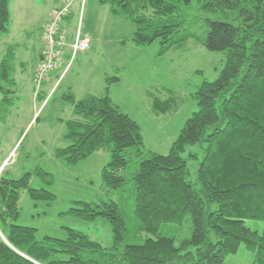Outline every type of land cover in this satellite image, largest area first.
I'll use <instances>...</instances> for the list:
<instances>
[{"label":"trees","instance_id":"obj_1","mask_svg":"<svg viewBox=\"0 0 264 264\" xmlns=\"http://www.w3.org/2000/svg\"><path fill=\"white\" fill-rule=\"evenodd\" d=\"M11 1L0 0V36L9 31ZM99 2L113 16L134 24L137 47L159 41L164 56L195 41L225 54V67L216 81H205L190 98L169 89L146 92L157 116L174 115L190 99L198 102L199 111L166 156L146 149L138 122L112 101L111 86L119 82L117 77H107L102 95L81 100L72 90L64 95L75 116L66 122L71 145L58 150L57 157L74 166L100 151L109 152L103 183L119 195L118 202H77L70 213L88 222L107 220L113 245L106 248L72 229H67L66 239L38 241L36 229L18 224L21 192L27 190L37 202H55L49 189L30 187L33 176L53 186L52 174L38 168L14 180L2 173L0 264H225L242 244L254 254V264H264V229L260 234L246 226L247 220L264 224V0ZM194 4L206 13L229 14L238 24L205 20L208 29L200 37L184 28ZM13 67L14 62L5 58L0 69V122L14 105ZM197 144H207L199 165L200 191L189 182L183 157L187 147ZM212 205L217 209L212 211ZM187 216L192 236L177 246L175 235ZM166 229L168 235L162 234Z\"/></svg>","mask_w":264,"mask_h":264},{"label":"rangeland","instance_id":"obj_2","mask_svg":"<svg viewBox=\"0 0 264 264\" xmlns=\"http://www.w3.org/2000/svg\"><path fill=\"white\" fill-rule=\"evenodd\" d=\"M83 2L81 30L83 35L92 37L94 51L87 56L80 53L64 78L63 70L53 74L52 84L43 89L47 94L44 98L35 99L30 79L20 81L22 86L18 87L15 106L11 108L6 121L0 122V172L7 179L14 180L21 179L26 174H34L38 168L52 174L53 186L48 187L40 178L33 176L30 187L37 190L49 189L56 196L55 202H37L27 190L21 192L18 224L36 229L38 241H43L45 237L66 239L67 229H72L88 235L107 248L113 245L110 223L102 218L84 221L70 211L75 209L77 202H118V193L106 189L102 177L111 161V154L100 151L74 166L57 157L58 150L71 145L66 139V122L75 116L73 106L64 99V95L74 88L77 96L83 99L88 89L98 92V82L102 85L103 78L117 77L120 83H114L111 89L115 102L124 113L139 123L146 149L166 156L186 122L199 111L198 102L190 99L174 115L157 116L151 110L146 92L154 88L169 89L179 96L190 98L205 81L214 82L219 78L226 64V56L209 51L195 41H191L185 50H171L164 56H160L159 41L146 48L137 47L133 42L136 32L134 24L127 18L113 16L109 7L101 5L99 0L75 1L72 25L66 23L70 34L75 33L80 26V6ZM25 8L26 18L34 17L31 22L35 31L34 39L29 45H25L32 56L31 46L35 44L38 48L35 42L39 38L37 29L50 14L53 0H33ZM188 14L184 28L200 37H205L208 29L205 20L238 24L229 14L206 13L198 10L195 4L188 10ZM15 36L18 40L25 41L20 31L16 30ZM31 56H27L28 64L24 70L27 78H30L32 72ZM79 61L82 63L78 64ZM88 77L93 83L84 90L83 84L88 82ZM206 148L207 144L192 145L186 148L183 155L188 161V180L198 191L201 190L199 165L205 157ZM134 169L127 174V178ZM216 209L217 206L212 205L211 210ZM246 226L260 234L264 229L262 222L254 220H247ZM191 228V217L187 216L182 231L175 235L177 246L182 240L191 238ZM167 230L169 229L162 234L168 235ZM150 237L157 239L156 236ZM225 264H254V254L242 244Z\"/></svg>","mask_w":264,"mask_h":264},{"label":"crops","instance_id":"obj_3","mask_svg":"<svg viewBox=\"0 0 264 264\" xmlns=\"http://www.w3.org/2000/svg\"><path fill=\"white\" fill-rule=\"evenodd\" d=\"M32 1L33 0H12L11 1V3H10L11 23H10L9 31L0 36V69H1L2 62L4 61L5 58H7V59L9 58L10 61L14 62L13 69H14V77H15V81H16V87H15L16 93H15V95H13V98H14V105L13 106H15V103H16L17 94H18V87L22 86V85H20L21 80H23V79H30L31 80V83H33L34 90H35V99L39 100L41 97L42 98L46 97V95H47L46 91H44L43 89L45 86L49 87L52 84L53 81L51 79V76L53 74L58 73V71L52 73L50 78L44 83L42 88L39 91L37 90V87H36L35 82H34V75H35L36 68L38 67V65L42 61L43 49H44L43 34H44L45 27L47 26V24L50 20L52 11H54L57 8V6L59 5V0H53V8H52L50 14L44 18V20L41 22L40 26L38 27L37 32L39 33V38L37 36L38 39L35 41L38 44V48L36 47L35 44L31 46V50H32V56H31V55H29L30 49L28 47H25V45H29L30 42L34 39V32L35 31H33L34 29H32V27H31V22H33L34 17H29V19L26 18L27 8H25V6L30 4V2H32ZM46 2H48V1H46ZM74 6H75V4H74ZM81 6H82V3H81ZM80 11H81V8H80ZM73 16H74V14L72 12V15L66 20V23L68 22L69 25L70 24L72 25V23H71L72 19L71 18ZM18 19H21V21L18 22ZM66 23H65V28H66ZM16 25H17V28H16ZM16 30L20 31L21 36L24 38L23 40H25L24 42H22L16 38V36H15ZM75 35H76V32L72 33V34L69 33V44H72V42L75 38ZM82 35H83V33H82ZM83 36L86 38H89L91 40V48L89 50L90 52L88 51V52L82 53V54H85L84 56H87L88 54H92V52L94 51V48L92 47L93 40H92L91 36H87V35H83ZM66 51H67V53H66L67 59H69L71 56L70 46L67 47ZM27 56H29V57L31 56V58H32L31 63H30V66L32 67V72L30 74V78L29 77L27 78L26 73L24 72V70L28 64L27 60L29 59ZM81 63H82V61H79L78 64H81ZM106 79H107V77L103 78V84L102 85L99 84V82H98V85H97L98 92H105ZM86 81H88V82H85V84H83L84 90L87 89L88 85H89V87H91V85L93 83V82H91L89 77L86 79ZM119 83H120V81L118 82V84ZM111 89H113V86H111ZM73 90H74V88H73ZM73 90H72V92L76 96L77 100H81L77 96L76 92ZM87 92L88 93H85V95H84L85 97L87 95H99V94L101 95L102 94V93H98L97 91L94 92L91 89H88ZM110 96H111L112 101L116 105L120 106L119 104H117L115 102V100L113 98L112 91H110ZM3 98L4 97H2L1 99H3ZM32 122H34V120H32Z\"/></svg>","mask_w":264,"mask_h":264},{"label":"built area","instance_id":"obj_4","mask_svg":"<svg viewBox=\"0 0 264 264\" xmlns=\"http://www.w3.org/2000/svg\"><path fill=\"white\" fill-rule=\"evenodd\" d=\"M61 3L52 12L50 20L43 34V56L34 75V82L39 91L51 74L63 70L62 78L71 69L80 53L91 48V40L82 35L81 19L84 9L82 3L80 11V26L76 31L72 44H69V32L65 28L68 17L72 15V8L76 0H60ZM71 48V56L67 59V47Z\"/></svg>","mask_w":264,"mask_h":264},{"label":"water","instance_id":"obj_5","mask_svg":"<svg viewBox=\"0 0 264 264\" xmlns=\"http://www.w3.org/2000/svg\"><path fill=\"white\" fill-rule=\"evenodd\" d=\"M1 173V172H0Z\"/></svg>","mask_w":264,"mask_h":264}]
</instances>
